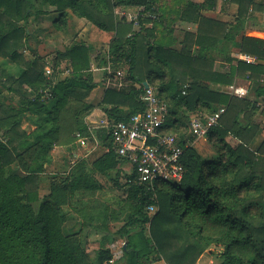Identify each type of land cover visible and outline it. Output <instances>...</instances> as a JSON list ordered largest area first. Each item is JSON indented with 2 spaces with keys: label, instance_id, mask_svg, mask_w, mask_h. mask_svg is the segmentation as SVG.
Returning a JSON list of instances; mask_svg holds the SVG:
<instances>
[{
  "label": "trees",
  "instance_id": "obj_1",
  "mask_svg": "<svg viewBox=\"0 0 264 264\" xmlns=\"http://www.w3.org/2000/svg\"><path fill=\"white\" fill-rule=\"evenodd\" d=\"M157 1L0 0V57L20 67L14 73L0 65V83L20 97L17 106L0 101V264H113V252L105 247V241L116 235L125 240L126 264H196L205 252L217 253L219 264H264V140L257 150L252 149L250 142L258 127L252 122L240 123L241 116L249 117L256 104L245 97L213 90L201 81L230 85L235 74L242 76L247 70L254 73L264 67L240 60L237 70L208 75V63L192 51L195 42L201 43V25L196 36L186 34L180 52L158 46L153 53L150 40L159 16ZM217 1L188 0L181 17L198 20L200 11L214 8ZM231 1L238 4L240 16L233 30L227 32L233 40L245 29L250 8L264 11V4ZM119 6L142 8L140 29L134 30V20L118 18ZM50 7L58 13L53 24L59 30L67 27L71 12L113 33L100 64L104 67L111 61L114 67L127 65L124 68L130 84L106 89L101 106L108 117L128 120L144 110L139 97L147 81L168 103L167 119L172 124L164 125L165 131L178 134L184 147L181 183L158 180L152 185L138 184L129 182L134 175L126 173L124 185L128 186L129 200L125 209L110 211L105 201L92 206L85 201L75 211L80 229L67 233L63 227L69 213L63 207L72 204L80 189L92 192L97 188L94 173L110 174L125 159L114 150L110 126L90 129L85 122L92 107L85 102L86 92L93 88L91 46L78 41L59 51L50 75L45 72L47 61L43 56L24 54L29 38L26 23L32 16L48 14ZM243 43L244 51L264 58L263 39L244 37ZM255 93L264 97V85ZM200 101L203 104L199 106ZM222 106L225 111L207 137L187 144L194 139L187 128L190 116L200 111L203 117ZM27 112L37 126L35 131L22 127ZM177 113L175 120L179 123L172 128ZM91 131L104 147L92 161L93 166L88 168L86 161H79L61 183L57 179L52 182L47 196L42 195L40 174L45 171L54 144L74 142L78 132L89 136ZM231 135L240 141H229ZM16 161L27 175L14 172ZM150 205L155 206L152 213ZM122 214L123 224L111 231L108 224L112 217ZM88 229L103 233L94 260L87 250L88 237L82 235Z\"/></svg>",
  "mask_w": 264,
  "mask_h": 264
},
{
  "label": "crops",
  "instance_id": "obj_2",
  "mask_svg": "<svg viewBox=\"0 0 264 264\" xmlns=\"http://www.w3.org/2000/svg\"><path fill=\"white\" fill-rule=\"evenodd\" d=\"M201 1V0H197ZM188 0H158L156 2L155 8L157 12L160 13V18L157 17L158 20L155 25L154 35L150 40V46L154 49L158 46H163L165 48H170L174 51L180 52L182 47L185 44V36L187 33L198 34L200 31V25L202 28L201 31V43H194L192 47L193 54L198 56L199 58L204 59L208 63L206 65V70L208 71V75L213 73H228L232 70H237L238 62L240 60L245 61L247 64L251 65H262L264 67V58L258 57L254 53L244 51V37H251V38H259L264 40V11L259 10H252L250 8L247 22L245 24V29L235 36L233 40H230L231 37H227V32L233 30V27L236 25L237 20L240 19L238 14V4L232 2L231 0H218L217 4L212 9H203L200 11V18L197 20L192 19H183L181 17L180 12L186 7ZM255 3L264 4V0H255ZM120 7V6H119ZM128 8L123 10L127 14H135L131 13L130 10H135L139 12L142 8H135V7H127ZM134 8V9H133ZM43 17V16H40ZM153 17H156L153 15ZM201 20V22H200ZM204 20V21H203ZM90 22V21H89ZM92 23V22H90ZM153 22L149 23V26H152ZM113 34L112 32H109ZM102 34L108 35L107 31H103ZM232 35V34H231ZM29 41V38H28ZM75 42V41H74ZM90 42H93L94 45L87 43L91 46V58H92V68L90 69L92 73V80L90 81L93 84V88L86 92L85 102L92 105L90 110L87 112L85 116V122L90 129L93 127H105L109 126L113 122L111 118L108 117L106 112L103 110L101 104L102 99L104 97L106 91V85L104 76L105 73L102 72L103 67L101 66V60L99 61V65L94 66V54L96 49V40L93 39ZM99 42V41H98ZM29 43V42H28ZM110 43V42H109ZM98 44V43H97ZM29 48L28 45L26 49ZM250 48V47H249ZM254 50V48H252ZM264 51V48H263ZM99 52V51H97ZM252 57L253 61L248 62L246 57ZM264 56V52L262 53ZM0 65L9 71H19V66L12 64L11 62L7 63L6 60H3L0 57ZM168 74V67L164 66ZM211 70V72H210ZM99 72V74L97 73ZM15 73V72H14ZM168 79V76H167ZM203 81L202 83L207 84L213 90L225 91L230 95H234L230 92V86L235 84L239 85L244 89L248 90V93L245 98L249 99L256 106L251 111L249 117L244 118L243 115L241 116V125H246L249 122L257 125L258 130L254 137L250 142V147L254 150H257L261 143L264 140V97L256 96V89L260 86L264 85V70H256L254 73H251L250 70H247L242 76H238L235 74V81L233 84L230 85H223L217 82H213V80ZM28 91H31V87L26 86ZM0 101L4 103H8L13 106H17L20 103L19 95L4 87L0 83ZM203 102H199V106L202 105ZM197 114L202 112L196 111ZM195 113V112H194ZM179 116V113L173 115V119L175 120L176 117ZM24 122V124H23ZM179 121H174L172 128H176ZM22 127L26 129L28 132H32L37 130V126L33 124L30 120V113L27 112L23 116L22 120ZM83 136V135H82ZM206 138V137H205ZM90 139L92 142L95 141L97 144L102 141L101 139L97 138L94 132L91 131L89 136H83L84 143L75 139L74 142H70L67 144L58 143L56 142L51 150L50 157L45 164V171L40 174V190L50 189L51 184L56 178H58V183H61L69 175L71 170L79 163V161H86V157L80 153V151L75 148L76 142H78L81 146L85 147L86 140ZM228 140L234 143L239 142V138L236 136H229ZM88 145V144H87ZM103 146V145H102ZM104 148V147H103ZM69 151H71L72 156L75 157V160H67ZM90 152V151H89ZM88 168L93 166L92 162L91 165L86 161ZM13 170L20 176L27 175V171L21 167L18 161L14 162L12 165ZM48 168L51 169L53 172H48ZM49 170V171H51ZM124 170V171H123ZM130 170V165L126 161H121L117 168L112 170L115 174L119 171L120 173L125 172L126 174ZM110 174H101V173H94L92 175V179L94 180L95 186L100 188L102 184L98 180V176H107ZM80 192L89 193V190L86 191H78L77 197L75 200H80L82 196H80ZM89 195V194H88ZM91 195V194H90ZM85 199V198H84ZM85 202L84 200H82ZM70 216L69 219L64 224H70ZM75 221L73 223V227H69L68 231L74 229L77 225H80L78 218L72 219ZM71 226V224H70ZM63 227V228H64ZM81 227V226H80ZM78 231V230H76ZM67 233V232H66ZM101 239V238H100ZM99 239V241H100ZM99 246L100 243L98 242ZM98 246V248H99ZM111 249V247H110ZM112 250V249H111ZM164 261H157L153 264H163Z\"/></svg>",
  "mask_w": 264,
  "mask_h": 264
},
{
  "label": "built area",
  "instance_id": "obj_3",
  "mask_svg": "<svg viewBox=\"0 0 264 264\" xmlns=\"http://www.w3.org/2000/svg\"><path fill=\"white\" fill-rule=\"evenodd\" d=\"M124 13L127 14L125 11ZM129 16L140 29L139 12ZM128 36L131 37L132 33ZM246 60L252 62L253 58L247 56ZM102 70L105 73L106 88H122L130 84L125 68L114 67L112 62L108 61ZM46 72L47 75L52 73L50 68H47ZM136 85L141 87L140 84ZM229 88L230 92L238 97H244L248 93L247 89L239 85L233 84ZM183 93H186V89ZM139 98L145 105L144 110L133 114L128 120L113 121L109 124L114 150L130 165L127 173L134 175L129 182L152 185L158 180H168L181 183L184 176V166L181 161L184 147L178 134L164 129L169 109L168 103L150 84L148 86L144 84ZM224 111L225 106H222L217 111L206 114L205 117L192 119L190 133L194 139L189 140L187 144L207 137L210 128L218 124ZM76 136L84 143L80 132ZM148 209L154 212L155 206L150 205Z\"/></svg>",
  "mask_w": 264,
  "mask_h": 264
},
{
  "label": "rangeland",
  "instance_id": "obj_4",
  "mask_svg": "<svg viewBox=\"0 0 264 264\" xmlns=\"http://www.w3.org/2000/svg\"><path fill=\"white\" fill-rule=\"evenodd\" d=\"M50 9L51 11L48 14L44 15L43 17L35 18L32 16L30 17L29 21L26 23V27L29 30V41H28L29 48L24 50V54L28 57H31L35 54L43 56L47 61V67L45 72L47 71V68H50L52 71V65L54 64L55 56L58 54L59 51H64L67 47L78 41H84L86 43H90L91 45H94V43L90 41L95 39L96 46L94 47L96 49V52L93 56L94 57L93 62H94V66L99 65V61L102 60V58L105 56V54L109 49L110 46L109 42L112 40L113 34H110L108 32V35L106 34L105 36V34H102L103 31L98 29V27H96L93 23H90L85 18L76 17L73 14H71V12H70V18L67 23V27L63 30H59L53 24V20L58 16V13L53 10L54 8L50 7ZM125 9L129 11L128 8L121 6L116 9L118 18L123 15H126L125 17L127 19L130 18L129 14L124 13L123 10ZM130 12L137 13L138 11L137 9H135V10H130ZM156 14L160 16V13L157 12V10H156ZM149 23H146L145 25L149 26ZM136 28L138 29V27L134 23V30H136ZM9 62L10 61H7V63ZM11 63L16 66H19L18 64H15L13 62ZM121 67L124 68L127 67V65H123ZM62 69H64L62 71L64 73L66 70L65 66L60 67V70ZM13 72L16 73L17 71L14 70ZM97 73L99 74V72ZM64 75L66 74H62L61 76L63 77ZM200 116H201L200 114L199 115L194 114L190 116V118L194 119ZM189 122L187 124V128L189 127L190 129L191 121ZM171 124H172V120L168 118L165 125H171ZM170 133H175V132H170ZM75 148H77L80 151V153L84 155V157H86V161L89 163V165H91V162L104 150L103 146L101 145V142L97 144L95 141L92 142L90 139L86 140L85 147L83 145L81 146L78 142H76ZM67 160H75V157L72 156L71 151H69ZM49 170L51 169L48 168V172H53L52 170L51 171ZM123 171L118 176L114 172H112L111 175H107V176L99 175L98 180L102 184L100 188L97 187L95 190L90 192L91 195H88L87 193L85 194L84 192L83 193L80 192V196H82L81 197L82 199L74 200L72 201V204L65 205L63 207L64 209L63 211L69 213L71 219L70 220L71 226L70 224H66V227H64L65 232H69L68 231L69 227H73V223L75 221H73L72 219L74 218L77 219L79 216L75 212L77 210V207L86 204L82 200L91 203L90 206H92L93 204L97 205L98 201L101 202L105 201L104 202L105 207L109 205L111 209L110 211L112 210L123 211V209H125V207L127 206L126 203H128L129 200V196H128L129 190H128V186L124 185L126 181V177L124 175L125 172ZM56 179L58 180V178ZM80 191L83 190L80 189ZM41 192L42 195L47 196V194L49 193V189L42 190ZM124 217L125 214H122L119 218L112 217L111 221L108 224L110 230L114 232L117 231L123 224ZM80 226L81 225H77L71 231L79 230ZM84 234H86V236L88 237V245H87L88 253L90 255V258L94 260L99 246L98 242L99 239L103 237V233L96 231L94 229H88L85 230L82 235ZM111 239L112 240L107 239L105 241V247H109V248L111 247L112 249L114 255V258L112 260L113 264H126V259L123 256L124 255L123 244L125 241L124 238H122L120 235H116L113 236ZM218 248L220 247L213 246V249H218ZM220 262L221 260L218 257L217 253L205 252L196 264H219ZM163 264H166L165 261Z\"/></svg>",
  "mask_w": 264,
  "mask_h": 264
},
{
  "label": "water",
  "instance_id": "obj_5",
  "mask_svg": "<svg viewBox=\"0 0 264 264\" xmlns=\"http://www.w3.org/2000/svg\"><path fill=\"white\" fill-rule=\"evenodd\" d=\"M145 85H146V86H148V85H149V83L146 81V82H145Z\"/></svg>",
  "mask_w": 264,
  "mask_h": 264
}]
</instances>
